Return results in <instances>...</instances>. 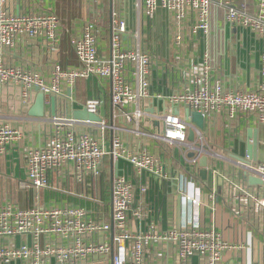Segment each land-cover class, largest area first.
Returning a JSON list of instances; mask_svg holds the SVG:
<instances>
[{
	"label": "built area",
	"instance_id": "1",
	"mask_svg": "<svg viewBox=\"0 0 264 264\" xmlns=\"http://www.w3.org/2000/svg\"><path fill=\"white\" fill-rule=\"evenodd\" d=\"M11 3L0 0V96L15 95L26 110L37 89L46 98L54 97L57 108L60 105L55 116L44 119L38 144L24 150L25 180L20 189L53 191L62 198L26 209L11 200L0 205V238L23 237L18 246L0 245V264H86L107 257L111 264H145L149 241L171 245L178 264H190L194 257L217 264L232 247L214 229L193 224L199 186L188 181L186 173L196 176L199 160L205 156L212 191L222 181L233 190L234 201L246 200L249 209L264 207V0L255 2L253 12L236 0L215 3L224 9L230 32L262 43L259 69L253 83L247 85L237 83L238 75L225 74V58L216 63L207 50L197 62L181 55L185 38L196 39L210 31L212 0H139L132 5L140 26L135 32L125 17L126 7L123 11L111 6L108 28L98 25L95 11H100L101 0H96L90 11L94 20L69 29L68 45L75 64L68 66L59 61L64 35L61 18L52 12L31 11V4L13 13ZM158 12L168 15L183 32L175 35L171 59L168 51L156 53L144 43L145 32L150 31ZM188 27L191 35L186 37ZM25 39L39 41L48 59L55 56L48 72L19 63L20 42ZM87 79L97 82L98 95L87 98L78 110L95 115L98 121L73 119L63 102L66 98L75 102L76 83ZM186 112L200 114L204 129L186 119ZM243 122L261 132L255 163L244 164L235 157L246 160L247 156L231 150L235 148L232 143L242 139ZM216 129L230 147L222 155L203 141ZM190 130L193 142L188 141ZM24 136L27 138L0 113V155ZM171 150L178 152L177 161L187 169L177 177L182 222L166 232L137 234L132 226L143 217L141 200L147 192V178L169 179ZM106 159L111 171L116 166L110 200L111 239V225L104 215L69 201L78 198L102 204L100 178L107 173ZM244 173L260 185H249L242 179Z\"/></svg>",
	"mask_w": 264,
	"mask_h": 264
},
{
	"label": "crops",
	"instance_id": "2",
	"mask_svg": "<svg viewBox=\"0 0 264 264\" xmlns=\"http://www.w3.org/2000/svg\"><path fill=\"white\" fill-rule=\"evenodd\" d=\"M114 1V0H113ZM238 3L247 4L249 12H253V6L257 0H236ZM212 13L210 18V27H214L217 30L227 29L224 23V9L216 6V0H212ZM27 4L30 5L31 11L36 12H52L59 16L65 27H70V30L79 24L82 20L76 18H68L60 16L62 3L61 0H12L9 9L13 13H19ZM112 6V5H111ZM83 16V11L80 13ZM88 18V17H87ZM86 18V19H87ZM78 19V20H77ZM85 19V20H86ZM84 20V21H85ZM192 22H190L191 24ZM63 26V27H64ZM64 27V28H65ZM69 29V28H68ZM66 29L67 41L64 40L60 47L59 61L63 66L74 65L75 60L71 54L70 47L68 45V34L69 30ZM199 37L188 38L187 46L182 49L181 55L184 59L189 61L197 62L200 55L203 52V47L196 49L195 46L198 39L202 41V35L198 34ZM228 38L235 39L236 48L242 49L240 55L233 54L229 57V61L226 59L222 61L224 65V72L227 76L238 75L239 80L237 83L247 85L252 84L255 80V72L259 69L260 65V53L262 49V43L259 40L249 39L247 37L238 34H227ZM239 43V45H238ZM187 47L189 50H187ZM19 63L25 66H34L42 73L48 72L51 61L55 60V56H49L48 59L42 51L39 41L34 40H22L20 42ZM240 53V52H239ZM78 83V82H77ZM77 83L75 88V102L69 101L67 98L65 106H68V110L71 113L74 110L80 109L83 102L90 97L97 96L95 87L98 88L97 82L92 79L84 80V84L87 85V96L80 99L77 98ZM83 84V83H82ZM81 84V85H82ZM92 84V91L89 92ZM98 90V89H97ZM109 90L106 88V101L109 105ZM5 103L8 108L10 102V93H3ZM16 97V96H15ZM17 99V97H16ZM35 94L32 103L29 108L22 110L19 106L17 99L16 106L18 113H10L7 115L2 110L0 105V113L9 122L19 127L22 132L27 136H24V140L20 143L13 145L7 149V152L0 155V205L11 200L21 209L32 207L36 204H44L49 199H44L43 195L40 198L39 194L33 193V190H22L20 189V183L25 180V169H24V150L29 145L38 144L41 134L43 132V121L46 119L49 110V105H46V115L43 118L37 119L32 118L28 115L30 107L33 105ZM1 100V99H0ZM62 108L64 105H61ZM64 106V107H65ZM57 108V104H56ZM60 105L58 104L57 110L59 111ZM43 119V120H42ZM248 130L258 131V135L261 136V132L258 128L250 123L241 124L242 139L236 140L232 143L235 146L234 153L246 155V142ZM222 131L216 129L213 132L206 134V138L210 137L209 145H206L210 150L217 154H225L229 144L223 142ZM212 135V137L210 136ZM214 137L218 139H214ZM214 142H217L214 144ZM220 144H219V143ZM238 144L240 149L238 151ZM173 154L172 160L168 157L169 173L171 174L169 179H148L147 192L143 195L141 203L144 206V212L142 220L133 224L132 229L137 234H143L146 232L161 233L166 232L169 229L179 227L182 222V210L180 205V196L178 188L180 187L178 182V174L187 171L180 160L177 161L179 156L178 152L171 150ZM107 173L110 175L111 162L106 159ZM220 163H223L221 161ZM225 165L224 169L226 172H230V169ZM172 169V170H171ZM199 172V171H198ZM188 181H192L199 186V205L193 211L192 220L195 226H199L205 229H214L220 234L221 239L226 242L232 248L225 251L222 254L220 261L217 264H264V207L256 206L254 209L248 208V202L244 199L234 201L232 198L233 190L224 182L218 181L214 191L211 189V185L208 181H202L197 173L196 176L192 177L186 173ZM242 177V176H241ZM243 179V177H242ZM145 181V177H144ZM15 185L13 190L16 191L14 195L10 189V186ZM189 191V187H187ZM30 191V193H29ZM43 192V191H42ZM259 192V191H256ZM56 199V198H54ZM111 197L109 196V201ZM110 202L108 207V216L106 220L110 222ZM102 207V204L100 205ZM104 215L103 212H101ZM111 239V233L109 235ZM23 241V237L16 236L15 238H0V245H20ZM31 243V239L28 241ZM9 264H21L19 261L10 262ZM54 264V263H52ZM86 264H111L110 257L106 259H91ZM145 264H178L174 254V248L171 245L161 243L159 241H149L146 243L145 251ZM190 264H208L207 260L203 257H194Z\"/></svg>",
	"mask_w": 264,
	"mask_h": 264
},
{
	"label": "rangeland",
	"instance_id": "3",
	"mask_svg": "<svg viewBox=\"0 0 264 264\" xmlns=\"http://www.w3.org/2000/svg\"><path fill=\"white\" fill-rule=\"evenodd\" d=\"M68 1H72V8L75 10L73 18L78 17L79 20L84 21L87 17L86 20H94L95 17H93L90 13V11L93 9V2H95L96 0H68ZM139 0H101V7H100V11L96 13V18H95V22L98 23V25L102 26L103 28L107 29L110 23V18H109V12H110V3L112 6H114V8L116 10H123L126 7V11L125 12V17L128 20V24L129 27L131 29L132 32H135L137 29L139 30L140 26L139 24H137V12L136 10L132 7L133 3L137 2ZM64 8V7H63ZM81 11H83V16H80ZM65 12H63L64 14ZM136 14V17H135ZM70 15V14H68ZM64 17V15L62 16V18ZM78 20V19H77ZM64 26V24H63ZM65 27V26H64ZM70 29V27H65L64 28V40L67 41V33H66V29ZM68 29V30H69ZM188 32L185 34V36H190V30L188 27ZM183 34L181 29H178L174 24L172 19L166 15L165 13L162 12H158L156 17L154 18V20L151 22V27H150V31L146 33L145 37V46L150 47L151 49H153L156 53H160L163 52L165 53L166 51H168L169 57L170 59L172 58V53L174 51L173 48V41L175 39V35L178 33ZM238 34V35H242L240 32H236V33H232L227 29H222V30H217L214 27L211 26L210 31L208 32L207 35L204 36V34L202 35V41L200 40V38L198 39V41L194 42L196 43L197 46L196 49H200V46L203 47V51L207 50L212 57H214V60L216 63H219L223 58H225L227 61H229V57L233 56V54H238L240 55L242 53V49H238L236 48V43H235V39L234 38H228L227 34ZM199 37V36H198ZM239 45V43H238ZM184 46H187V38L184 39ZM187 50L188 47H187ZM201 50V49H200ZM240 52V53H239ZM234 57V56H233ZM83 83V84H82ZM82 84V85H81ZM98 88L95 87V91H97L98 94ZM92 91V84L90 86L89 92ZM87 96V85L84 84V80H79L77 83V98L80 99L82 97H86ZM0 105L2 106V110L4 112L8 114L10 113H18L16 106H14L15 104L17 105V99L16 97H10V104L8 106V108H6L7 106H5L7 102H5V99L3 98V96L0 98ZM212 137V135H210ZM210 137L206 138V136L204 137V144L209 145L210 142ZM214 139H218L216 137H214ZM217 142H214V144H216ZM219 143V142H218ZM220 144V143H219ZM222 155V154H221ZM103 181L105 183V193L107 196L108 201L104 200V206H105V215L107 217V213H108V207H109V196H110V175H108V173H105L103 175ZM15 188V185L10 186V189H12L11 191L13 192V194H16V191L13 190ZM31 191V190H30ZM33 193L35 194H39V197L41 198L43 195V192H37V191H33ZM83 193V192H80ZM35 194V195H36ZM89 196V195H88Z\"/></svg>",
	"mask_w": 264,
	"mask_h": 264
},
{
	"label": "water",
	"instance_id": "4",
	"mask_svg": "<svg viewBox=\"0 0 264 264\" xmlns=\"http://www.w3.org/2000/svg\"><path fill=\"white\" fill-rule=\"evenodd\" d=\"M111 2V0H110ZM110 9H111V3H110ZM49 105L48 114L49 116L53 117L56 114V99L54 97L46 98L41 92H39L37 89L35 90V99L33 102V105L30 107L28 111V115L32 118H43L46 115V105ZM151 112V111H149ZM174 114H178V112L175 110ZM71 116L75 120H89V121H98V117L92 114H88L85 110H74L71 112ZM185 118L188 119L200 130L204 129V118L198 114V113H191L188 114L186 112ZM194 139V132L192 130L189 131L188 134V141L193 142ZM193 153L189 155V157H192ZM246 156L247 159L244 160L242 158L236 159L240 160L244 164H250V162L255 163L258 159V131L254 130H248L247 132V142H246ZM207 159L205 156L201 157L199 160V177L202 181L207 180ZM114 171L110 174V197L112 196V179L116 175V166L113 165ZM243 180L246 181L249 185H260V181L257 179H254L253 177L248 176L246 173L243 175ZM110 225H111V235H113V220H112V207L110 204Z\"/></svg>",
	"mask_w": 264,
	"mask_h": 264
},
{
	"label": "trees",
	"instance_id": "5",
	"mask_svg": "<svg viewBox=\"0 0 264 264\" xmlns=\"http://www.w3.org/2000/svg\"><path fill=\"white\" fill-rule=\"evenodd\" d=\"M61 3H62V9H61L62 11L60 13V16L64 15V17L66 18L67 22H69L68 18L69 19L73 18V16H71V15H74V12H75V10L72 8V4H71L73 2L72 1H68V0H61ZM63 12H65V13L63 14ZM68 14H70V15H68ZM103 179L104 178L102 176L100 178V194H101L102 207L99 206V205L93 204V203H91L89 201H86V200H83V199H78V198H71V199H69V201H72V202H74L76 204L84 206L88 210L93 211L95 215H102L101 212H103L104 216L106 217L105 212H104V210H105L104 200L108 201V199H107L106 194H104L106 188H105V183H104ZM29 193H30V191H29ZM43 198L46 199V200L49 199V198H56V199L60 200L62 198V196L60 194L56 193V192H53V191H43Z\"/></svg>",
	"mask_w": 264,
	"mask_h": 264
}]
</instances>
